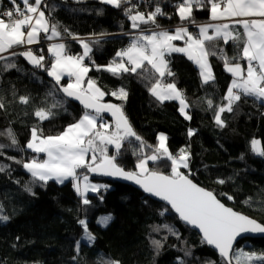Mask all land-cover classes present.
<instances>
[{"label":"trees","instance_id":"trees-1","mask_svg":"<svg viewBox=\"0 0 264 264\" xmlns=\"http://www.w3.org/2000/svg\"><path fill=\"white\" fill-rule=\"evenodd\" d=\"M218 1L196 0L187 17L178 12L185 0H117L113 5L105 0L40 1L48 31L31 48L40 62H29L15 49L0 56V264H227L164 204L129 185L91 174L92 166L112 155L116 166L132 173L155 155L147 172L186 176L264 225V96L257 86L230 97L233 79L223 72L227 64L244 66L239 45L220 38L204 42L210 79H203L197 65L180 52L164 55L163 75L147 63L134 70H112L134 34L156 26L166 31L184 25L194 31L210 18V8ZM12 2L0 5L5 20L4 10L20 9ZM134 16L146 20L135 23ZM50 31L64 40L68 54L82 58L85 80L104 95L100 101L116 106L130 125L122 136L108 116L98 114L119 135L97 147L93 161L88 158L63 183L42 180L26 169L27 163L44 156L28 148L33 135H60L86 112L60 92L66 79L55 80L48 72L52 56L45 41ZM158 83L176 86L187 115L180 112L178 101L155 95ZM100 130L98 124L92 134L100 135ZM159 134L169 156L159 154ZM179 156L184 162L173 176V158ZM84 176L94 188L82 195L73 184ZM238 246L250 254L252 264H264V238L243 240ZM230 263L235 264L231 257Z\"/></svg>","mask_w":264,"mask_h":264},{"label":"crops","instance_id":"crops-1","mask_svg":"<svg viewBox=\"0 0 264 264\" xmlns=\"http://www.w3.org/2000/svg\"><path fill=\"white\" fill-rule=\"evenodd\" d=\"M15 1L21 5L20 15H17L11 22L0 17V56L10 53L15 47L28 45L29 48L21 51L32 56L34 63H39L41 58L35 56L31 48L39 45L41 43L40 34L48 31L46 18L40 7L41 0ZM105 1L111 4L117 2V0ZM11 2L12 0H0V5L1 3L11 4ZM195 2L196 0H188V3L181 8L184 10V14L179 15L187 17L191 5ZM180 7L178 12L181 10ZM7 11L6 9L5 12ZM134 20L135 23L143 22L146 18L134 16ZM134 27L136 28V26ZM196 33L199 35L198 37L195 36ZM214 38H220L224 43L238 44L239 53L245 61L242 66V80H233L230 84L228 90L230 97L236 96L241 91H255L260 79L264 78V0H227L224 8L220 7L219 1L215 2L210 8V18L195 25L194 31L180 25L166 31L148 32L144 30L143 33L134 34L131 45L120 53L121 59L112 66V70H134L143 63H147L159 75H163L166 71L164 55L180 52L197 65L203 79H210L212 78V66L208 60L204 42ZM45 43L52 56L48 70L51 77L55 80L65 78L68 85H71L70 87L83 88L87 82L85 80L87 69L82 66V59L68 54L64 41L58 39L53 31L48 33ZM153 92L160 99L181 102L183 105L181 107L179 105V110L182 114L187 115V104L181 100V92L174 84L158 83L154 86ZM82 118L83 123L76 128V134H82L81 129L84 130V127L87 129V133L95 128L93 126L95 117L89 118L82 115ZM69 148L80 150L75 146ZM86 185L84 194L94 188L92 183Z\"/></svg>","mask_w":264,"mask_h":264},{"label":"water","instance_id":"water-1","mask_svg":"<svg viewBox=\"0 0 264 264\" xmlns=\"http://www.w3.org/2000/svg\"><path fill=\"white\" fill-rule=\"evenodd\" d=\"M223 72L233 80L243 78V67L240 64L224 65ZM59 89L64 97L84 110L108 116L116 128L122 131V136L130 132V125L116 106L95 100L86 92L66 86H59ZM112 145L116 148L118 143ZM90 172L110 181L129 185L149 199L164 204L184 226L196 232L202 242L227 264H231V253L239 242L264 238L263 224L224 204L211 191L186 176L173 178L155 171L139 176L116 166L113 155L96 163L90 168Z\"/></svg>","mask_w":264,"mask_h":264},{"label":"rangeland","instance_id":"rangeland-1","mask_svg":"<svg viewBox=\"0 0 264 264\" xmlns=\"http://www.w3.org/2000/svg\"><path fill=\"white\" fill-rule=\"evenodd\" d=\"M188 3V0L185 1V4ZM111 4V3H110ZM182 5L180 9L185 6ZM113 5V4H112ZM18 10V15H20L21 10L16 8ZM9 10V9H7ZM6 11V10H5ZM180 15L184 14V10L179 11ZM4 16H9L8 12L4 13ZM17 16V15H16ZM16 16H12L10 18H7V22L13 21ZM62 40V39H60ZM64 41V40H62ZM29 48L28 45H24L22 47H15V50H22ZM78 57V56H76ZM26 58L29 60V62L34 63L33 57L26 55ZM82 59V58H81ZM52 62V61H51ZM82 66L86 67L84 62H81ZM87 71V70H86ZM263 79V78H261ZM260 79V80H261ZM258 82V86H259ZM71 85L66 84V87L72 88L76 91L86 92L88 93L92 98L95 100H101L103 98V93L100 92V90L94 85L93 82L90 80H87L85 83V86L83 88H75L70 87ZM180 107L183 105L181 102H179ZM82 115H86V117H95L94 125L93 126H100L101 130L99 131L100 135L96 134L98 132H95L92 134V131L87 133L86 127H84V130L81 129L82 134H76V128H78L81 123H83V118H81L76 121L74 124L70 125L68 128H66L61 135L57 136H49V137H37L33 135L28 143V148H30L32 151L38 153V154H44L42 159H36L33 162H29L26 164V169L32 174L37 176L38 178L42 180H53L57 183H63L67 179L72 178L75 174V169L84 163L88 161L86 158H90L89 162L93 161L95 158L94 152L97 149V147H104V143H108L107 139H116L119 135V132L116 130L115 126H113V123L106 118L94 114L91 112H84ZM99 120V122H98ZM92 121V118H91ZM75 127V128H74ZM74 129V130H71ZM83 130V131H82ZM85 134V135H84ZM104 137L105 139L103 140ZM117 142V141H116ZM253 147L256 151H258L256 142H253ZM78 147L80 150L76 149H70L69 147ZM159 154L161 156H169V152L166 149L165 146V137L163 134H159ZM88 153V157H87ZM184 157L179 156L178 158H173V165H172V171L173 176H177L179 174L178 167L179 165H182L184 162ZM156 156L152 155L148 157L147 159L142 160L136 168V174L139 176H144L148 172V161L155 160ZM100 162V161H99ZM85 180V181H82ZM74 188L77 190L78 193H81L84 195V190L87 188L86 184L90 185V181L86 180V177H82L80 181L74 180ZM100 224H104L102 221H99ZM88 234L86 233V236ZM248 244V243H246ZM233 262L235 264H252V259L250 254H247L246 251L242 246L235 247L233 249V253L231 256ZM255 263V262H254ZM258 264V263H257Z\"/></svg>","mask_w":264,"mask_h":264},{"label":"built area","instance_id":"built-area-1","mask_svg":"<svg viewBox=\"0 0 264 264\" xmlns=\"http://www.w3.org/2000/svg\"><path fill=\"white\" fill-rule=\"evenodd\" d=\"M226 3H227V0H221L220 2H219V5H220V7H226ZM8 12V17L7 18H10V17H12V16H16V15H18V10L16 9V8H11L10 10H8L7 11ZM4 13H5V11H4ZM156 14H158V11L156 12ZM153 31L154 32H160V31H163V28L162 27H159V26H156L154 29H153ZM195 36L196 37H198L199 35L196 33L195 34ZM258 88L260 89V91L263 93V96H264V80H261V83H259V86H258ZM181 100H184V97H182L181 96ZM174 156H176V155H174Z\"/></svg>","mask_w":264,"mask_h":264}]
</instances>
